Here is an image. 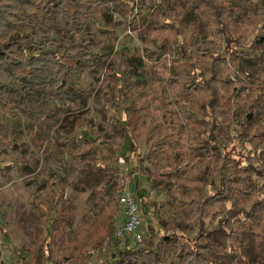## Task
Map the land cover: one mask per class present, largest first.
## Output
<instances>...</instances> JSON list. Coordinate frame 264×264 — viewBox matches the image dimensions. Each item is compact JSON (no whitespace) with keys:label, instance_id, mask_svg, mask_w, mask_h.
Listing matches in <instances>:
<instances>
[{"label":"rangeland","instance_id":"obj_1","mask_svg":"<svg viewBox=\"0 0 264 264\" xmlns=\"http://www.w3.org/2000/svg\"><path fill=\"white\" fill-rule=\"evenodd\" d=\"M231 1L235 3L225 20L232 32L245 35L246 28L257 30L244 40L233 36L238 41L229 45L228 51L216 37H207L205 41L211 44L203 46L210 49H202L199 62L211 56L223 58L229 65L233 74L230 87L237 94L231 99L234 110L252 104L257 87L264 82V0ZM130 2L82 0L75 15L71 10L54 11L48 18L41 10L44 0H0V43L14 31H30L40 52L59 47L62 53L71 41L75 48L67 49L66 56L72 53L82 62L78 89H70L72 103L65 98L51 100L42 92L33 98L0 93L4 100L0 104V264H108L114 249L106 247L104 229L111 214L117 225L123 222L116 193L122 185L131 193L137 188L147 195L148 218L139 209L142 246L155 242L156 231L161 234L158 220H167L168 228L176 222L170 231L173 239L162 247L161 264H174L175 257L191 251L181 236L191 237L193 233L188 232V225L177 222L178 217L175 221V212L194 209L192 199L217 192L210 172L213 175L223 165L227 174L241 183L236 185L240 192L232 194L245 207L264 198V179L238 170L247 162L259 170L264 167V104L258 107L259 118L250 131L255 143L239 144L237 137L230 139V128L223 141L225 148L218 155L206 138V124L194 126L191 120L186 123L179 111L182 103L171 101L172 92L191 84L189 79L185 83L181 75H171L180 70L173 63L178 58L176 52L160 53L150 41L171 34L165 28L172 26L169 23L179 10L172 6L180 2L142 0L141 9L134 10L133 15L129 12ZM67 3L65 8L69 7ZM172 8L176 9L169 13ZM196 15L199 32L205 23L206 31L216 27V21L199 11L188 18L194 20ZM257 34L263 42H254ZM238 43L242 48L236 49ZM48 58L49 54H41L39 64L43 61L45 68L51 67ZM118 70L120 75L123 70L128 73L124 84L129 82L130 102L135 107L130 111V120L138 123L122 129L130 134L132 144L129 146L126 140L117 160L115 151L122 137L118 134L120 127L117 131L113 127L116 120L125 124V114L106 104L110 97L105 92L121 85V81L116 82ZM46 90L44 86L43 92ZM222 92L227 93L224 88ZM221 101L226 108L227 101ZM69 116L78 118L74 126L77 137L98 142L76 139L71 150L61 147L55 134ZM217 121L221 126L217 134L222 137L226 132L224 121ZM210 202L206 212L211 213L219 203L213 198ZM245 223L246 227H240L237 222L236 231L249 229V242H260L264 227L258 228L255 222L249 225L247 220ZM128 238L135 245V239ZM148 258L152 256L128 254L120 264H149ZM237 262L234 257L232 264Z\"/></svg>","mask_w":264,"mask_h":264},{"label":"trees","instance_id":"obj_2","mask_svg":"<svg viewBox=\"0 0 264 264\" xmlns=\"http://www.w3.org/2000/svg\"><path fill=\"white\" fill-rule=\"evenodd\" d=\"M68 1V8H65V4ZM82 0H44V5L41 8L42 12L46 17H51L54 15V11H66L68 10L74 12L75 15L78 6ZM89 1V0H88ZM100 3H107L112 0H95ZM123 1V0H120ZM142 0H131L130 2V14L132 12L141 9ZM180 4H175L172 7H177L178 12L173 15V22L169 23L172 26L166 27V36L158 35L152 41V44L157 47L160 53L165 50L175 51L178 58L173 61L180 70H177L171 75H181L188 82L190 80L191 84L185 85L186 89L178 91L176 93L172 92V102L182 103L180 104L179 111L181 112L182 118H184L186 123L188 121L194 123L192 125H198L204 122L207 126V136L206 138L212 142L215 146L218 155H220V150L225 148L223 141H226V137L229 136L230 128H232L233 134H231L230 139L238 138L241 144L242 142H247L249 144H254V139L250 136V131L254 124L259 118L258 107L264 104V82L257 87L256 95H254V100L252 104L243 108H236L232 110L231 99L234 94L237 95L233 90H231V85H233L232 72L229 69V65L225 63L223 58L208 57L206 62H199L200 52L203 50H209L210 47L203 46L209 45L211 42L205 41L207 37H216L220 41V45L224 51L231 49L228 46L231 44H237L238 38L244 40L248 36H253L257 27L252 30L245 29V35L242 32H232L228 22L225 20V14L232 11V7L235 2L231 0H178ZM80 9V8H79ZM172 8L170 12L175 10ZM199 11L200 15H206L209 19L216 21V27L206 31L201 32L197 15L196 19L191 20L188 18L189 15L194 12ZM78 12H80L78 10ZM183 15V17H182ZM69 17V16H68ZM169 16H167L168 19ZM171 19V18H170ZM67 20V19H66ZM65 20V21H66ZM64 21V22H65ZM68 22H65L67 24ZM198 23V24H197ZM197 24V25H195ZM198 26V27H197ZM189 29L188 34L185 30ZM179 37L183 40L180 41ZM5 41L0 43V69L2 74L0 75V93L6 95H12L13 93L20 98L30 97L33 98L38 92H42L45 96H49L51 100H60L61 98L67 99L69 102H74V97L71 95L70 89L77 90V80L78 74L81 72L82 62L74 54H67V49H74L75 44L71 41L64 46V51L61 53L59 47L56 50L47 49L44 52H40L36 48L34 37L30 31L18 32L14 31L7 34ZM262 37L254 36V42L259 40L263 42ZM211 39V38H210ZM233 44V45H234ZM62 47V46H60ZM237 48H242V45L238 43ZM42 55L51 56L48 61L51 67H44V62H38L39 57ZM50 59V60H49ZM162 60V59H160ZM163 62V61H162ZM37 65L39 67H37ZM176 67V69H178ZM17 73V74H16ZM118 75L115 77L116 82L121 81V85H114L110 93L105 92L107 97L106 104L116 109V111L121 114H125V124L120 125V121L116 120V125L113 127L114 131L120 127V132L122 140L121 144L118 146V151H115L116 159L120 158L119 151L121 147L128 140L129 146L132 144V138L130 134L122 130L125 126H129L132 123L134 127L136 123L130 120V111H132L133 103L130 102L131 96L129 95L128 84H124L125 79H128V73L123 70L120 75L118 70ZM152 75V74H151ZM41 81V82H39ZM47 86V92H43L44 86ZM191 85V88L188 87ZM224 88L229 97L225 98L224 94L226 92L220 93V90ZM235 88V87H234ZM41 89V90H39ZM199 92H205L203 95H199ZM227 101L224 108L222 106V101ZM0 104H4V100L1 99L0 94ZM186 106V108H184ZM218 118L222 119L224 122L226 132L224 136H218V131L221 129L218 123ZM78 118L74 116H69L66 120H63L59 124V132L55 134V138L61 147L66 150H71L76 139H84L88 142L97 143L98 139H89L85 136L77 137L74 133V126ZM83 121L81 124H84ZM254 125V126H253ZM126 127V128H127ZM136 128V127H135ZM232 133V132H231ZM261 132L259 135H263ZM255 135V134H253ZM243 137V139H241ZM259 137V136H257ZM256 138V136H255ZM64 141V142H63ZM113 153V150H110ZM247 162V161H246ZM243 170V173H251L252 175L261 177L264 179V167L263 169H257L253 167L252 164L247 162L245 165L242 164L238 166V170ZM211 175L215 179L216 183H212L213 186L218 188L217 192L213 196L207 195L205 197L200 196L199 198L192 199V204L195 208H189L176 214L175 221L178 223H185L189 227V233H193L191 237L181 236L186 242L185 246L191 249L190 252H185L183 255L175 257L176 262L174 264H232L234 257L238 259L235 264H264V229H261L260 235L262 236L261 241L255 243V241L249 242L247 232L236 231L235 224L240 222V227H246L245 221H250L249 225L256 223L258 228L264 227V198L255 199L248 206L245 207L243 204L239 203V200L234 198L232 191H239L240 188H236V185L241 186V183L237 179H233L231 175L227 174L224 166L217 168L216 173ZM150 178H148V181ZM211 184V183H209ZM122 186L116 191H118ZM231 191V195L228 194ZM240 192V191H239ZM134 201L138 204L140 211L145 217L149 216V204L146 201L147 195L134 189L132 193ZM214 199L215 202L219 203L213 212H206V208L210 207V199ZM154 208H156L154 206ZM157 215V214H156ZM208 219V220H206ZM260 223V224H259ZM174 224L168 228L170 223L165 220L160 222L158 220V227L161 232L159 234L157 231L153 234L156 237L155 242H151L149 246H142V242H137L135 245H131L127 240L129 239L125 236L121 241L114 235V231L117 227L115 218L113 214L110 215L108 222L105 225L104 235L106 237V247L113 248L114 253L112 254L111 261L108 264H120L123 261L120 260L124 255L128 254H138V255H151L152 260L148 258L149 264H161L164 259L161 258V252L163 245H167L171 241L172 233L170 231L174 229ZM239 224V223H238ZM254 225V224H253ZM255 226V225H254ZM158 230V231H159ZM253 234V232H251ZM127 238V239H125ZM204 242V244L197 246L198 243ZM189 243H192V247ZM91 248V247H90ZM229 250V252H227ZM230 256H228L227 254ZM232 259V260H231Z\"/></svg>","mask_w":264,"mask_h":264},{"label":"built area","instance_id":"obj_3","mask_svg":"<svg viewBox=\"0 0 264 264\" xmlns=\"http://www.w3.org/2000/svg\"><path fill=\"white\" fill-rule=\"evenodd\" d=\"M118 205L124 215L123 222L117 225L114 235L118 239L125 236L140 242L142 237L139 234L141 217L139 216L138 204L134 201L132 193L128 187L123 186L119 189L117 195Z\"/></svg>","mask_w":264,"mask_h":264}]
</instances>
